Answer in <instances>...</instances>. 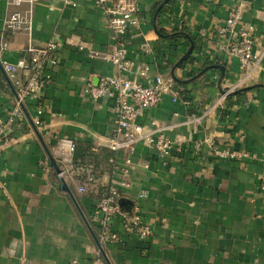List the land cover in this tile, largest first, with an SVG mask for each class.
I'll return each instance as SVG.
<instances>
[{"label": "crops", "instance_id": "crops-1", "mask_svg": "<svg viewBox=\"0 0 264 264\" xmlns=\"http://www.w3.org/2000/svg\"><path fill=\"white\" fill-rule=\"evenodd\" d=\"M159 1L139 0L138 28L127 44L133 65L127 76L145 85L157 74L171 79L172 68L187 52L190 37L194 39L193 63L174 70V83L180 85L174 90L183 94L176 102L163 95L138 119L146 127H166L167 136L184 141L183 152L164 159L142 143L136 146L130 187L122 197L139 204L153 233L144 245L128 242L102 249L110 264H264V0H245L241 20L253 27L259 66L249 82L230 93L241 70L237 59L219 49L224 38L218 31L241 0H173L172 12L154 22L151 9ZM28 9L26 2L14 7L0 0V42L7 43L0 62H17L29 43L40 48L56 40L58 66L37 102L41 126L31 123L35 102L25 101L23 118L12 126L9 141L0 142V264H90L100 253L90 220L96 196L120 175L103 171L86 184L78 173L87 192L80 194L67 184L73 201L59 189L48 153L59 168L54 152L58 139L73 140L79 156L80 150L106 146L113 129V101H92L83 88L115 74L112 64L88 55L90 50L113 51L115 41L105 15L86 0H38L30 37L7 33L5 23L12 12ZM154 26L167 32L184 28L190 37L162 38ZM146 65L150 71L138 77L136 69ZM211 66L223 67L224 76L218 69L207 70ZM15 102L0 72V114ZM201 115L202 124L192 135L191 119ZM214 148L249 156L218 159ZM122 162L123 155H116V164ZM100 166L106 170L105 161Z\"/></svg>", "mask_w": 264, "mask_h": 264}, {"label": "built area", "instance_id": "built-area-1", "mask_svg": "<svg viewBox=\"0 0 264 264\" xmlns=\"http://www.w3.org/2000/svg\"><path fill=\"white\" fill-rule=\"evenodd\" d=\"M14 7H19L26 2L29 9L26 12L15 10L5 23V31L11 35L23 33L30 37L32 31V11L38 0H9ZM92 6L102 11L106 17L107 25L115 41V49L108 53L89 51L91 59L108 62L115 68V74L101 76L97 84L88 83L83 88V94L97 101L108 98L113 101V129L107 140L105 148L109 149L114 157L112 159L113 173H119V180L112 179L104 192L97 195L94 210L91 214V223L97 229V239L101 247L118 244L125 245L134 242L146 244L152 236V228L142 216L139 204L133 202L130 213L121 209L118 205L122 192L130 187L128 182L131 156L136 146L140 143L154 150L159 157H176L183 152L184 141L171 139L165 134L166 127H160L151 123L149 127L139 124L138 119L142 113L156 107L163 95L170 94L172 102L179 99V93L174 90L171 79H165L157 74L151 84L145 85L130 79L127 75L132 71V63L127 57V44L131 33L139 24V0H86ZM246 1L241 0L237 6L230 8L228 17L223 27L218 31L224 38L219 49L230 57L237 59L241 70L238 83L229 91L249 82L253 73L259 66L260 55L254 52L253 27L241 24L242 13L246 7ZM59 44L56 40L48 41L43 47L37 48L30 43L24 49L23 56L15 63L4 61L2 68L7 75L12 87L16 91L17 100L13 106L0 114V142L9 141V134L20 118H23L21 109L25 101H34L36 116L31 120L35 126H41L40 115L42 113L39 102L45 89L52 81L53 70L58 66L57 50ZM84 50L83 46L78 47ZM7 49V43L2 39L0 51ZM150 71L148 65L136 69L138 77L142 78ZM185 104H188L186 101ZM203 115L192 117L195 128L191 134L198 132ZM197 146V145H196ZM76 143L71 139H58L54 152L60 157V167L57 176L66 184H72L80 194L87 192L86 184L95 182V177L87 169L86 181L80 183L78 173L84 171V167L74 162L73 156ZM123 155L122 165L116 164V155ZM213 155L218 159L242 160L248 153L231 152L228 150L213 149ZM68 186V185H67ZM3 183L0 181V189ZM139 195L137 200L141 199ZM90 264H103L100 253Z\"/></svg>", "mask_w": 264, "mask_h": 264}, {"label": "trees", "instance_id": "trees-1", "mask_svg": "<svg viewBox=\"0 0 264 264\" xmlns=\"http://www.w3.org/2000/svg\"><path fill=\"white\" fill-rule=\"evenodd\" d=\"M173 4V0H167L166 3H163V0H160L159 2L155 3L154 6L151 9V14L154 16V14L158 11L157 17L160 16L161 14H165L167 12H172L171 6ZM157 34L162 37L166 38L172 41H176L177 39L180 38H189L190 35H188L185 31L184 28L181 29H176L171 32H167L163 29H156ZM7 33H4V36H6ZM189 36V37H188ZM190 40L193 44V48L195 47V41L193 38L190 37ZM192 54V53H191ZM191 54L187 56L181 63L178 64V67L184 68L188 64L193 63V59ZM211 63H206L205 66H209ZM180 85L177 83L173 82V88H178ZM179 94H183V92H180ZM78 150L79 148H75L74 152V162L77 163L78 165H81L84 167V172L83 174H80L81 176L84 177V180L86 181V175L87 171L86 169H89V172L91 175H93L95 178L98 177L99 174H101L103 171H106L108 173H112L113 170V164H112V159L114 157V154L107 148H98V149H93V150H80L81 155H78ZM102 161H105L106 163V170L101 169L100 163ZM84 181V182H85ZM98 197L96 196V199Z\"/></svg>", "mask_w": 264, "mask_h": 264}, {"label": "water", "instance_id": "water-1", "mask_svg": "<svg viewBox=\"0 0 264 264\" xmlns=\"http://www.w3.org/2000/svg\"><path fill=\"white\" fill-rule=\"evenodd\" d=\"M166 1H167V0H163V3H166ZM157 14H158V11H157V12L154 14V16H153V21H154V22H155V20H156V18H157ZM154 29H155V26H154ZM155 31H156V29H155ZM192 51H193V44H192V42H190V46H189L187 52L185 53V55H184V56L178 61V63L172 68V71H171V81H172V82H178V80H177L176 77L174 76V70L178 67V64H179V63H181V62H182L187 56H189V55L192 53ZM209 69H218V70L221 72L222 76H224V68H223V67H220V66H211V67H208V68H207V70H209ZM0 72H1V74L3 75L5 81L7 82L9 88H10L11 91L13 92V94H14V96H15V99L17 100L18 98H17V95H16V91H15L14 88L12 87V85H11V83H10V81H9V79H8V77H7V75L5 74V72H4L3 68H2L1 63H0ZM203 72H205V70H203L202 72H200L199 75L202 74ZM194 79H195V78H194ZM221 93H224V91H221ZM21 109L24 111L22 105H21ZM24 112H25V111H24ZM47 153H48V152H47ZM48 158H49V162H50V168H52V169H54L56 172H58V167H57V165H56L54 159L52 158V156H51L49 153H48ZM58 187H59V189H61L62 191L66 192V193L70 196V198L74 201L73 196H72V194H71V192H70V190H69L67 184H66L63 180L60 181V184L58 185ZM118 205H119V207H120L121 209H124L125 212L130 213V211H131V209H132V207H133V202L130 201V200H127V199H120L119 202H118ZM84 221H85V220H84ZM85 224H86V226L89 228V225H88V223H87L86 221H85ZM93 238H94L95 243L97 244L98 250H99V252H100V254H101V256H102L104 262H105L106 264H110V262L108 261V259H107L106 255H105V253H104L102 247L100 246V244L98 243V240L96 239V237H95L94 235H93Z\"/></svg>", "mask_w": 264, "mask_h": 264}]
</instances>
